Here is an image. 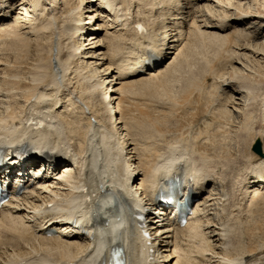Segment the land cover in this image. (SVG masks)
Masks as SVG:
<instances>
[{
  "label": "bare ground",
  "instance_id": "6f19581e",
  "mask_svg": "<svg viewBox=\"0 0 264 264\" xmlns=\"http://www.w3.org/2000/svg\"><path fill=\"white\" fill-rule=\"evenodd\" d=\"M250 2L0 0V185L44 168L35 185L0 205V264H106L115 247L126 264H264V91L246 83L242 69L238 88L205 83L200 103L213 102L195 108L196 135L181 144L139 141L129 124L133 88L180 71L197 36L237 34L248 47L236 49L261 68L264 45L250 43L264 34V15L229 17ZM21 41L48 53L34 73L10 60ZM232 118L238 136L260 142L261 155L249 152L218 173L206 159L208 133L230 131ZM174 180L198 199L183 226L158 202Z\"/></svg>",
  "mask_w": 264,
  "mask_h": 264
},
{
  "label": "rangeland",
  "instance_id": "374dc122",
  "mask_svg": "<svg viewBox=\"0 0 264 264\" xmlns=\"http://www.w3.org/2000/svg\"><path fill=\"white\" fill-rule=\"evenodd\" d=\"M252 2L253 3L250 2V4L243 6V8H242V6L241 7L236 6L234 11H232V15H229V17H232V18L233 17L234 18L239 17L240 18L244 14L245 15L251 14L253 16L254 15H261V14L264 15V0H252ZM248 5H249V7H248ZM245 11H247V12H245ZM212 23H215V21H212ZM222 25L224 26L225 23ZM238 25L239 24H235L234 26H238ZM221 28H222V26H221ZM224 29H226V28H224ZM227 30H225V31H227ZM214 31L221 34L220 36H222V38H219V39L215 38L214 39V38L210 37L211 39H207L209 37H206V36L198 37L197 36V39L195 41L192 40V45H190V48L186 52V55L187 54H191V55L188 58V61H186L184 63V65L182 66V69L180 68L181 69L180 71L173 72V73L171 71H169V73H168V71H166V72H164V74H162V77H164L163 82H164V84H166V85H164V87H160L158 85V84H161L160 80L162 82V79H163L160 76L161 79H157V81H156L157 83L155 84V86L154 85L151 86V88L146 87L147 89L144 90V88H143L142 91H138V88L136 89V87L133 88L134 93L131 95V97L133 98V102H134L133 103V108H134L133 110H135L134 111L135 114L134 115L132 114L134 112L131 113L132 114V120L130 121L129 124H131L130 129L133 130V131L132 130L131 131H132V133L136 139H138L139 141H142V142L144 141L147 144H152L154 142L153 140H156V139H157V141L161 140L160 142L164 141L163 143H168V144L169 143L170 144H176V143L181 141L180 142V144H181L184 141H186L192 133L194 135H196V132H195L193 125L195 123L194 116L197 113L196 110H197L198 106H200V105L202 106V104H203V106L201 107V110L206 111L205 110L206 107L208 109V107L211 105L210 103L213 102L212 101L213 99L211 98V95H210V98L212 100L211 99H203V100L201 99L202 103H200L201 102L200 98H202V97H200V94H202L201 92H205V88H204L205 83L208 84L214 80L213 84L217 86V85H219V83H221L222 80H225V81L229 82L233 88H238L237 86L240 84L238 81H235V80H238L237 78L239 77L240 81L243 78V80H246V83L248 82L249 85H252L253 87H256L258 85L257 87H259V90L264 91V63L261 64V68H257L255 65L253 67V64L250 61L246 60V54H248V51H246V49L244 51H242V50L240 51V50L236 49V48H238V46L240 47L241 45L247 46V42H245V39L243 41V39H242L243 37H241V40H240L239 39L240 36L238 35L239 36V38H238L237 34L235 37L233 36V34L227 35V37L226 36L223 37L222 33L224 35H226L227 32H223V31H219V30H213V32ZM86 36H85V39H86ZM256 38H258V37H256ZM237 39H239V40H237ZM87 42H85L84 44H87ZM256 43H257V45L259 43L264 45V34H262L260 36V38L258 39L257 42H255L253 44L250 43V45H256ZM235 44H238V46ZM15 49H14V51H11L10 60L15 65H17V67L21 71L23 69V73H25V74L34 73L31 71H36L37 68L39 69V68L43 67L44 66L43 63L44 62L47 63V61H48L47 60V58H48L47 51H40L36 47V45L33 43L21 41L17 44ZM23 49H25L26 51L25 50L23 51ZM237 53H238V55H236ZM234 54H235L236 59L234 57ZM240 54H244V55L240 56ZM230 57L231 58L234 57V60L233 59L231 60ZM244 57H245V60H244ZM246 61L248 63H246ZM262 62H264V61H262ZM248 64H250V65H248ZM248 68H250V69H248ZM235 69H238V71L241 69L243 70L242 71L243 76L241 75L242 78L239 75L237 76V74H236L237 70H235ZM197 71L198 72L200 71V72L198 73ZM38 72H39V70H38ZM192 72H193V74H192ZM233 72H234V74H233ZM196 74L198 75V78L196 77ZM193 75H195V78H196L195 80L191 79V78H194ZM234 82H236V83H234ZM162 86H163V83H162ZM156 87H157V89H156ZM260 87H262L263 89L262 88L260 89ZM158 89H160V90H158ZM259 90L257 93H259ZM178 91H180V92L178 93ZM198 93H199V96H198ZM196 94H197L198 99L196 98ZM262 94L263 93H259L258 96L256 95L255 100H257V97H259L258 99L260 100L262 97ZM196 99L199 100V102L196 101ZM239 99H240V97H239ZM207 100H210L211 102H209ZM240 100H242V99H240ZM255 100L253 101V105L258 104L257 102L259 100H257V102ZM194 101H196L197 103H194ZM255 102H256V104H255ZM237 103H240V102H237ZM191 107H194V109ZM195 108H196V110H195ZM140 109H143V110H140ZM257 110H255L256 116H254L255 114L253 115V117H254L253 120L255 119L257 121V124H258V122L260 121L258 119V118H260V112H258V111H260V110H258V111ZM193 111H195V112H193ZM204 111H202V112H204ZM0 114H2V113H0ZM100 116H102V115L100 114ZM234 117L236 118L235 113H234ZM232 119L231 120L229 119L231 126H232L230 131L229 130H227V131L223 130L221 132L218 131L217 133H212V134L208 133V137H210L209 138L210 139V149H207L206 150L207 152H205V154L207 156L206 159L209 158L207 161L210 160L209 162H211L213 159H215V160L217 159L216 161H218L220 158L221 161L220 160L218 161L220 163H217L215 160H214L215 164L213 161L211 162V164L212 163L214 164V165L212 164L213 167L217 168L216 172H218V173L220 171H222L221 167L225 169V168H227L226 165H228L229 163H231L234 166V168L238 167L239 165H236L238 162H240L238 158L247 156V154L249 152H250L249 154L255 155L251 151V147H252L254 141L256 140V138L252 137V135H248V137H244L245 135H243L242 137H240V135L238 136V134H240L239 133L240 130L237 127V125H238L237 123L239 122V119L238 120L237 119L232 120ZM191 123H193V124H191ZM254 124L256 125V122ZM189 125L191 128H189ZM137 130H138V132H137ZM189 130H191V131H189ZM187 131L190 133H188ZM223 132H224V134H222ZM144 133H145V135H144ZM218 133L221 135H218ZM159 134H161V135H159ZM213 134L215 137L213 136ZM143 135H144V137H143ZM146 137H148L149 140ZM179 139H180V141H179ZM215 142H217V143H215ZM211 145H212V147H211ZM213 145H214V147H213ZM218 145H220L219 148H217ZM213 149H215V150H213ZM219 149H221V150H219ZM236 150L239 151V153ZM210 152H212V153H210ZM220 152H221V155H219ZM207 153H209L210 155ZM233 154H235V155H233ZM234 156H236V158H234ZM230 157H233V158H231L233 160H231ZM222 160H223V162H222ZM221 164H223V166H220ZM231 164H229L228 168H232ZM227 194L231 198V200L235 199V196H234L235 194L232 191L230 192L227 190ZM230 220H232V222ZM230 220L228 221L229 225H231L230 227H233L235 224V227L233 228V230L237 233L238 229H239V223L236 222L235 219H230ZM233 222H236V223H233ZM236 228H238V229L236 230ZM173 262H174V260L171 262V264H173Z\"/></svg>",
  "mask_w": 264,
  "mask_h": 264
},
{
  "label": "water",
  "instance_id": "95a60500",
  "mask_svg": "<svg viewBox=\"0 0 264 264\" xmlns=\"http://www.w3.org/2000/svg\"><path fill=\"white\" fill-rule=\"evenodd\" d=\"M251 151L256 154V155H261V144L259 141H255V143L253 144Z\"/></svg>",
  "mask_w": 264,
  "mask_h": 264
}]
</instances>
